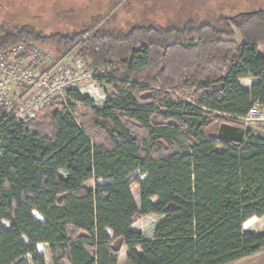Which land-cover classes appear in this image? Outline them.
Listing matches in <instances>:
<instances>
[{"label": "trees", "instance_id": "1", "mask_svg": "<svg viewBox=\"0 0 264 264\" xmlns=\"http://www.w3.org/2000/svg\"><path fill=\"white\" fill-rule=\"evenodd\" d=\"M101 20L50 36L0 24L1 50L32 42L60 57L80 44L77 57L115 66L98 76L113 88L103 107L70 92L28 123L2 125L0 264H119L124 249L130 264H233L259 254L264 233L245 229L264 218V137L248 130L235 143L217 128L241 126L229 116L264 105V8L183 29L91 33ZM247 78L258 81L251 90L240 83ZM172 90L200 95L190 102ZM149 215L163 217L152 239L132 230Z\"/></svg>", "mask_w": 264, "mask_h": 264}, {"label": "rangeland", "instance_id": "2", "mask_svg": "<svg viewBox=\"0 0 264 264\" xmlns=\"http://www.w3.org/2000/svg\"><path fill=\"white\" fill-rule=\"evenodd\" d=\"M259 8H264V0H0V24L12 27L31 26L46 36L85 30L99 19L102 20L96 25L97 29L103 26L106 29L127 32L134 26L143 24L160 25L167 29H183L192 19L202 24L212 23L222 16ZM238 41L241 42V39L238 38ZM45 48L55 54L52 48ZM84 60L87 61L89 69L96 74L106 76L114 74V65H108L102 70L94 67L90 59ZM112 91L110 85L97 78L94 86L87 90L84 96L90 97L94 106L103 107ZM170 92L176 99L190 102H196L200 95L197 91L193 95H187L180 90ZM77 107L81 114H87L84 105L77 104ZM254 132L257 136L264 137V125L259 126ZM182 143L186 150L190 149L187 136L182 137ZM95 185L96 182L90 181L87 187L94 188ZM133 194L140 206L138 187H134ZM157 223L158 218L149 215L135 225V230L146 238H151ZM3 224L9 226V223ZM245 230L263 234L264 218H255L254 224L247 226ZM39 250L45 253L43 246H39ZM119 262L130 264L127 250H123ZM233 264H264V250Z\"/></svg>", "mask_w": 264, "mask_h": 264}, {"label": "built area", "instance_id": "3", "mask_svg": "<svg viewBox=\"0 0 264 264\" xmlns=\"http://www.w3.org/2000/svg\"><path fill=\"white\" fill-rule=\"evenodd\" d=\"M79 46L60 57L32 42L0 49V139L6 119L28 123L55 101L66 102L70 92L84 95L98 76H106L92 72L87 61L77 57ZM229 117L255 134L264 125V105L255 103L247 115Z\"/></svg>", "mask_w": 264, "mask_h": 264}, {"label": "water", "instance_id": "4", "mask_svg": "<svg viewBox=\"0 0 264 264\" xmlns=\"http://www.w3.org/2000/svg\"><path fill=\"white\" fill-rule=\"evenodd\" d=\"M96 30L97 28L93 29L91 33H93ZM247 133L248 130L244 127L236 126L230 123H223L218 128L217 136L220 139L226 141L243 143L246 140Z\"/></svg>", "mask_w": 264, "mask_h": 264}, {"label": "crops", "instance_id": "5", "mask_svg": "<svg viewBox=\"0 0 264 264\" xmlns=\"http://www.w3.org/2000/svg\"><path fill=\"white\" fill-rule=\"evenodd\" d=\"M243 82H245V83H243ZM258 81L256 80V79H251V78H247V79H242L241 81H240V83H241V85H242V87L244 88V89H246V90H251V88L253 87V85L255 84V83H257ZM134 195V194H133ZM139 195H140V189H139ZM135 198V197H134ZM135 201H136V199H135ZM136 203H137V201H136ZM137 205H138V203H137ZM139 206V205H138ZM157 218H158V223H157V225L163 220V217H160V216H158V215H155ZM156 225V226H157ZM156 228V227H155ZM132 230H134V231H136L135 230V226L132 228ZM155 231V230H154ZM137 232H139V231H137ZM154 233V232H153ZM153 237H154V234H153ZM153 237H151V238H149V239H152ZM125 250H127V249H125ZM127 259H128V250H127ZM119 264H120V262H119Z\"/></svg>", "mask_w": 264, "mask_h": 264}]
</instances>
